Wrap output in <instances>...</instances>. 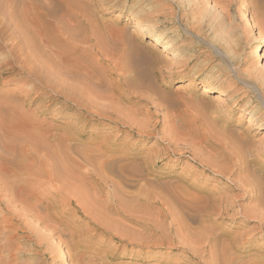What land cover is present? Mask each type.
Here are the masks:
<instances>
[{
    "label": "rangeland",
    "instance_id": "374dc122",
    "mask_svg": "<svg viewBox=\"0 0 264 264\" xmlns=\"http://www.w3.org/2000/svg\"><path fill=\"white\" fill-rule=\"evenodd\" d=\"M253 1H1L18 19L40 13L47 36L33 40L30 78L9 72L0 45L11 141H0V214L28 237L14 264H264V90L249 80L264 88V1L251 20ZM124 38L138 49L126 58Z\"/></svg>",
    "mask_w": 264,
    "mask_h": 264
},
{
    "label": "bare ground",
    "instance_id": "6f19581e",
    "mask_svg": "<svg viewBox=\"0 0 264 264\" xmlns=\"http://www.w3.org/2000/svg\"><path fill=\"white\" fill-rule=\"evenodd\" d=\"M1 1L2 0H0V5H2L3 3H1ZM262 1V0H261ZM264 1V0H263ZM246 2V1H245ZM255 0L253 1V2H251V3H249L248 4V2L247 3H244V5H243V8L245 9V11H246V14H247V16H248V19H251L252 20V18H253V16H252V12H251V10H250V8H251V6L253 5L254 7H255ZM262 3V2H261ZM261 3L259 2V4L261 5ZM259 4L257 5V6H259ZM263 5V6H262ZM261 6H260V9L259 8H256V9H259V10H257V14L259 15V16H261V14H262V16L261 17H259V19H261L260 21H259V19L257 20V16L256 17H254V19L256 20V21H258L257 22V24L255 23V22H253V23H255V27L258 25V28H262V30H263V32H264V3L262 4ZM16 10V9H15ZM15 10L12 8V7H4V6H0V15H4L3 17V20L1 21L0 20V45L1 44H3L4 46H5V49H6V51H7V53H8V55L10 56V58H11V62H10V65H9V67H8V70H9V72L11 73V74H18V73H22V74H25L27 77H32V76H37V74H36V72H35V67L32 65L33 63H32V59H33V56H32V51H31V49H33L34 47H35V43L37 42V41H39V42H42L44 39H45V32H44V27H43V22H42V18H41V14L39 15V14H36L35 12H31L30 14L29 13H25V11H21V12H23V14L20 12V11H18L21 15H23V17L21 16L20 17V15H19V13H18V15H19V17L20 18H22V20H24V22H22V21H20L19 19H18V16L16 15L17 13H15ZM256 13V12H255ZM256 14V15H257ZM230 15V14H229ZM119 17V16H118ZM117 18V17H116ZM26 20V21H25ZM254 21V20H253ZM196 24V23H195ZM196 26V25H195ZM198 30H199V28L201 27V24L199 25L198 24ZM214 26V25H213ZM230 26V25H229ZM257 28V29H258ZM201 29V28H200ZM190 30V32H192L193 34H195V33H198L199 34V32L201 31V30H199V32H196L194 29H192V28H190L189 29ZM194 30V31H193ZM203 30V29H202ZM253 30V29H252ZM211 31V30H210ZM251 31V30H250ZM135 32L137 33V34H141L142 35V37H148V38H150L151 39V41L149 42V45L153 48V50H154V52L156 53V54H158V55H160V57H162V58H172V59H174V60H176V59H178L179 58V54L177 53V52H174V51H171V50H165L163 47H160L158 44H159V37L157 36V35H154L153 33H151L146 27H144V26H137L136 27V30H135ZM195 32V33H194ZM202 32V31H201ZM248 33V32H247ZM47 34V33H46ZM243 34V33H242ZM197 35V34H196ZM229 35V34H228ZM120 36V35H119ZM215 36V35H214ZM47 37V36H46ZM228 37V36H227ZM230 37V36H229ZM234 37V36H233ZM237 37V36H236ZM248 37V36H247ZM241 38V37H240ZM234 39H235V37H234ZM33 40H36V42H33ZM121 40V39H120ZM124 40H125V42L126 43H128L129 44V47H128V49L126 48V49H124L123 50V53H125V58L126 57H128L129 55H131V52L133 51V50H136V51H138V49L135 47V45H134V43H133V41L131 40V38H127V39H125L124 38ZM232 40V39H231ZM249 40V39H248ZM37 43V44H40V43ZM238 42V41H237ZM232 43V42H231ZM230 43V44H231ZM214 44V43H213ZM224 45V44H223ZM233 45V44H232ZM41 46H43V43H41ZM127 46V45H126ZM220 46V45H219ZM225 47V46H224ZM2 48V47H1ZM4 48V47H3ZM2 48V49H3ZM134 48V49H133ZM222 48V47H221ZM231 48V47H230ZM123 49V48H122ZM227 49V48H226ZM1 50V49H0ZM132 50V51H131ZM262 50V48H261V46H259L257 49H256V52H260ZM121 51V50H120ZM229 52V51H228ZM122 53V54H123ZM260 54V53H259ZM124 55V54H123ZM242 62V61H241ZM245 63V62H244ZM253 66V65H252ZM121 67V66H120ZM248 67H249V65H248ZM247 68V67H246ZM7 70V69H6ZM37 70H38V68H37ZM260 70V69H259ZM251 72V71H250ZM3 72H0V75L2 74ZM254 73V72H253ZM145 74V73H144ZM140 75V74H139ZM247 75V74H246ZM253 75V74H252ZM252 75H250V76H252ZM39 76V75H38ZM133 76H134V74H133ZM136 76V75H135ZM250 76L248 75V78H250ZM258 76V75H257ZM143 77V76H142ZM261 77V76H260ZM137 78V77H136ZM135 78V79H136ZM247 78V79H248ZM143 79V78H142ZM138 80H140V79H138ZM249 80H251L252 82H253V85H254V87L258 90V91H260V92H263V90H264V88L262 89V87H260L261 86V84H260V86H257V85H259V84H257L256 83V81H254L252 78H250ZM256 80H257V78H256ZM138 82V81H137ZM245 82V81H244ZM249 82V81H248ZM260 83V82H259ZM246 84V83H245ZM142 86H144V85H142ZM208 86V85H207ZM264 87V86H263ZM207 92H209V88L208 87H205V88H203V90H202V93L201 94H203V96L207 93ZM202 96V95H201ZM206 96V95H205ZM221 96L223 97V96H226V93H222V94H218V95H216L215 96V100H220V99H222L221 98ZM7 100V99H6ZM0 103H4V102H0ZM6 105V104H5ZM0 106H1V104H0ZM3 106V105H2ZM4 107H6V106H4ZM4 107H2V108H4ZM1 108V107H0ZM2 108H1V112L3 113V110H2ZM248 108V107H247ZM6 109H7V107H6ZM12 109V108H11ZM202 109V108H201ZM9 110V109H8ZM7 110V111H8ZM5 111V110H4ZM6 112V111H5ZM9 113V112H8ZM1 114V113H0ZM2 115H4V114H2ZM5 115H6V113H5ZM4 115V117H2V118H4L5 119V116ZM16 116V115H15ZM21 117H22V115H20ZM20 116H19V118H20ZM10 117H12V116H10ZM8 118H9V115H8ZM7 118V119H8ZM13 118V117H12ZM0 119H1V117H0ZM2 120V119H1ZM0 120V125L2 126V125H4V124H9V122L8 121H10L11 119L9 118L8 119V121H6V122H8V123H4V122H2ZM6 120V119H5ZM18 120H21V118L20 119H18ZM17 120V121H18ZM14 121V120H13ZM11 122V121H10ZM24 122V121H23ZM15 123H17L16 121H15ZM21 123V122H20ZM10 124H12V122L10 123ZM14 124V123H13ZM22 124V123H21ZM15 125V124H14ZM18 125V124H17ZM5 127H7V128H5V130H7L8 131V126H5ZM9 127H11V126H9ZM12 127H13V125H12ZM30 128V127H29ZM14 129V128H13ZM0 130H1V127H0ZM3 130V129H2ZM1 130V131H2ZM5 130H3V132H1V134H2V139L3 140H0V141H3V145H2V147H7V146H5V143H7L8 142V147L10 146V144H9V142L11 143V141L10 140H7V138H8V136L6 135V134H4V132H5ZM10 130V129H9ZM12 131V130H11ZM21 131V130H20ZM17 132V131H16ZM29 132V131H28ZM12 133V132H11ZM7 134H9L8 132H7ZM6 135V136H5ZM10 139V138H9ZM4 140H7L6 142H4ZM14 140V139H13ZM19 140V139H18ZM16 143H17V141H16ZM25 143V142H24ZM2 144V143H1ZM244 144V143H243ZM7 145V144H6ZM14 145V144H13ZM24 146V145H23ZM261 146V145H260ZM7 147V148H8ZM262 147H264V146H262ZM262 147H260L261 148V150H262ZM256 149V148H255ZM259 149V148H258ZM22 152V151H21ZM257 152V151H256ZM25 155H26V153H25ZM10 157H11V154H10ZM5 159V158H4ZM4 159L2 158V164H7L8 163V161L9 160H11V159H8V161H6V159H5V161H4ZM12 159H13V157H12ZM23 159V158H22ZM35 160V159H34ZM150 160V159H149ZM155 160V159H154ZM142 161V160H141ZM146 161V160H145ZM144 161V162H145ZM6 162V163H5ZM11 162H12V160H11ZM22 162V161H21ZM43 162V161H42ZM41 162V163H42ZM147 163V162H146ZM9 164V163H8ZM142 165H143V162H142ZM144 165H147V164H144ZM144 165H143V167H144ZM5 166V165H4ZM119 167V166H118ZM141 167V166H140ZM42 169V168H41ZM126 171V170H125ZM14 172V171H13ZM117 172V171H116ZM119 173V172H118ZM22 174V173H21ZM16 176H18V175H16ZM16 176H14V177H16ZM151 177V176H150ZM11 179V178H10ZM126 179V178H125ZM145 179H147L146 177H145ZM11 180H13V179H11ZM10 181V180H9ZM14 181V180H13ZM22 181H24V179L22 180ZM29 181V180H28ZM12 182V181H11ZM14 182H16V179H15V181ZM20 182V181H19ZM10 183V182H9ZM37 183V182H36ZM12 184H13V182H12ZM27 184V183H26ZM6 185H7V183L5 182L4 183V180L1 182V180H0V186H1V188H3V189H5L6 188ZM24 185H25V183H24ZM31 185V184H30ZM38 185V184H37ZM8 186H9V184H8ZM152 186V185H151ZM99 187V186H98ZM153 187V186H152ZM1 188H0V190H1ZM22 188H23V186H22ZM28 188V187H27ZM53 189V188H52ZM145 189V188H144ZM7 188L5 189V191L7 192ZM11 190V189H10ZM20 190V189H19ZM23 190V189H22ZM149 190V189H148ZM9 193V192H8ZM27 193V192H26ZM41 193V192H40ZM39 194V193H38ZM35 195V194H34ZM33 196V195H32ZM139 196V195H138ZM7 197V196H6ZM20 197H22V196H20ZM5 198V197H4ZM15 198V197H14ZM6 199H8V198H6ZM36 199V202L38 203V205H37V208H41V207H43V205H44V203H43V201H42V198L41 197H37V198H35ZM11 200V199H10ZM6 201V203H5V205H6V208H7V210H8V205H10L11 203L13 204V201H14V199L12 200V201ZM16 201H18V199L16 198L15 199ZM3 201V200H2ZM161 201V200H160ZM191 201V200H190ZM204 201V200H203ZM217 201V200H216ZM215 201V202H216ZM225 201V200H224ZM15 202V201H14ZM135 202V201H134ZM145 202V201H144ZM158 202V201H157ZM156 202V203H157ZM193 202V201H192ZM221 202V201H220ZM227 202V201H226ZM21 203V202H20ZM193 203H195V202H193ZM206 203V202H205ZM213 203V202H212ZM11 204V205H12ZM187 204V203H186ZM210 204V203H209ZM215 204V203H214ZM221 204H223V203H221ZM0 205H2V204H0ZM32 205V204H31ZM151 205V204H150ZM218 205H219V202H218ZM227 205V204H226ZM14 206L15 205H13V208H14ZM143 206V205H142ZM185 206V205H184ZM222 206V205H221ZM1 207V206H0ZM223 207V206H222ZM229 207V206H228ZM213 208V207H212ZM219 208H220V206H219ZM224 208V207H223ZM24 210H25V208H23ZM22 209V213H23V210ZM42 209V208H41ZM40 209V210H41ZM225 209H226V207H225ZM0 210H2V208L0 209ZM6 210V209H5ZM13 210V211H12ZM11 211L12 212H14V209H12ZM38 210V209H37ZM220 210H223V209H220ZM219 210V211H220ZM227 210V209H226ZM4 210H2V212H3ZM9 212H10V210H8ZM26 211V210H25ZM42 211H43V209H42ZM5 212V211H4ZM26 212H28V211H26ZM223 212V211H222ZM16 213V212H15ZM39 213V212H38ZM221 213V212H220ZM219 213V214H220ZM24 214H25V212H24ZM22 215V214H20L22 217L23 216H25V215ZM0 215H2V214H0ZM10 215V214H9ZM7 216L5 213L1 216V218H0V264H14L13 262H16V260L14 261V258H12L11 256H10V254H9V251L11 252V247L14 245V244H16V243H18V244H20V242H24L25 241V239L26 238H28L27 236H21V237H18V236H20V235H18V230L17 229H14V231H10V228L12 227V225H11V222H13V219H12V216ZM20 215H18V217L20 216ZM20 216V217H21ZM203 216V215H202ZM26 217V216H25ZM17 218V217H16ZM24 218V217H23ZM22 218V219H23ZM29 218V217H28ZM21 219V218H20ZM176 219V218H175ZM24 220H25V218H24ZM178 222V221H177ZM216 222V221H215ZM22 224H24V223H22ZM26 226H27V224H26ZM180 226V225H179ZM24 227V226H23ZM28 227H29V223H28ZM28 227H27V229H28ZM17 228V227H16ZM21 229V228H20ZM23 229V228H22ZM24 230V229H23ZM23 230H22V232H23ZM29 231V230H28ZM180 231V230H179ZM30 232V231H29ZM201 232H203V231H201ZM200 232V233H201ZM24 233V232H23ZM206 233V232H205ZM231 233V232H230ZM25 234V233H24ZM28 234V233H27ZM187 234V233H186ZM203 234V233H202ZM207 234V236L206 237H208V234L209 233H206ZM26 235V234H25ZM29 235V234H28ZM225 235V234H224ZM229 235V234H228ZM193 236V235H192ZM197 236V235H196ZM182 237V236H181ZM185 237H186V235H185ZM199 237V236H198ZM212 237V236H211ZM216 237V236H215ZM221 237V235L218 237V238H220ZM228 237H230V235L228 236ZM251 237V236H250ZM193 238H195V237H193ZM209 238V237H208ZM226 238V237H225ZM30 239H31V237H30ZM183 239V238H182ZM181 239V240H182ZM197 239V238H196ZM27 240V239H26ZM42 240V239H41ZM180 240V239H179ZM196 241V240H195ZM206 242H207V240H205ZM211 241V240H210ZM214 241V240H213ZM212 241V242H213ZM223 241V240H222ZM221 241V242H222ZM187 242H189V241H187ZM209 242V241H208ZM211 242V243H212ZM219 242V241H218ZM220 242V243H221ZM224 242V241H223ZM217 242H215V244H216ZM22 244V243H21ZM37 244V243H36ZM186 243L184 242V245H185ZM189 244V243H188ZM193 244V243H192ZM192 244H190V245H192ZM210 244V243H209ZM219 244V243H218ZM228 244H229V242H228ZM17 245V244H16ZM183 245V246H184ZM187 245V244H186ZM212 245H213V243H212ZM23 247H25L26 249H27V247L26 246H28L27 244L25 245V243L22 245ZM205 246H207V245H205ZM210 246H211V244H210ZM209 246V247H210ZM218 245L216 244V247H217ZM22 247V248H23ZM59 247V246H58ZM57 247V248H58ZM204 247V246H203ZM25 248H23V249H25ZM33 248V247H32ZM199 248V247H198ZM214 250H215V247L213 248ZM28 250V249H27ZM199 250V249H198ZM205 250V249H204ZM210 250H211V248H210ZM24 251H26V250H24ZM216 251V250H215ZM215 251L214 252H212V253H214L215 254ZM18 252V251H17ZM218 252V251H217ZM25 253V252H24ZM194 253V252H193ZM3 254H5V258H6V260H3ZM8 254H9V256H8ZM22 254V253H21ZM41 255V254H40ZM223 255V254H222ZM226 255V254H225ZM7 256V257H6ZM14 256V255H13ZM213 256V255H212ZM205 257V256H204ZM207 257V256H206ZM211 257V256H210ZM209 257V258H210ZM219 257H222V256H220L219 255ZM4 258V259H5ZM16 258V257H15ZM216 258V257H215ZM17 259V258H16ZM211 259V258H210ZM78 260V259H77ZM202 260V259H201ZM209 261V260H208ZM214 263V262H213ZM259 263H261V262H259ZM263 263V262H262ZM65 264H66V261H65ZM187 264V263H186ZM211 264V263H210Z\"/></svg>",
    "mask_w": 264,
    "mask_h": 264
}]
</instances>
